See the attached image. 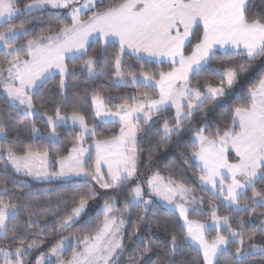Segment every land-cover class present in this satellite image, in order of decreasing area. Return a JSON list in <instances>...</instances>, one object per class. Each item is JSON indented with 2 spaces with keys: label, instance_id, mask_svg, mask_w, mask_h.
Returning a JSON list of instances; mask_svg holds the SVG:
<instances>
[{
  "label": "snow or ice",
  "instance_id": "snow-or-ice-1",
  "mask_svg": "<svg viewBox=\"0 0 264 264\" xmlns=\"http://www.w3.org/2000/svg\"><path fill=\"white\" fill-rule=\"evenodd\" d=\"M77 3L78 0H28L21 8L19 0H0V50L4 57V62L0 63V86L13 109L25 118L37 115L46 118L45 123L51 129L46 139L53 145L60 143L58 127L71 121L74 129H80L74 133L68 154L57 156L58 170L50 172L47 167L49 152L27 145L21 154L18 151L20 145L8 143V124L0 117V162H10L16 172L28 176L67 179L88 175L102 188H120L138 173L141 113L144 123H148L154 114L174 108L172 119L175 122L164 119L162 125L163 139H168L178 133L186 121H191L198 110L210 103H227L237 85L250 74L254 62L261 60L259 75L247 88L244 102L230 108V122L208 135H205L209 129L207 123L198 128L192 140L196 149L192 159L199 162L197 166L201 175L198 179L202 185L206 188L210 185L211 195L233 213L239 215L250 208L251 215L256 212V206L264 208V191L256 188L258 180L264 181V13L251 14V0H121L102 11H93L87 20H82L81 15L85 11L96 8V0H85L80 6ZM69 8L71 24H63L55 31L49 29L47 35L42 33L21 43L32 35V31L24 22L13 23L15 17L25 12L43 14L50 9ZM56 16L59 18V12ZM94 36L106 46H118L111 65L107 56L97 59L88 55L89 40ZM193 39L196 40L194 44ZM188 47L191 51L186 55ZM219 50H222L223 57L243 56L245 59L214 64ZM127 51L142 62L139 71L125 64L123 56ZM68 54L87 57L81 67L90 75H95L97 69L106 71L111 67L118 82L156 89V95L142 91L121 97L123 102L114 105L116 110L113 111L105 104V99L110 101L112 98L94 90L91 101L93 118L105 123L118 118L121 127L119 135L93 139V144L85 147L89 138H95L97 125L89 126L83 114L84 107L78 99L73 100L70 115H61L63 105H57L52 115L38 113L33 103L40 84L56 73L60 76L61 89L66 87V77L75 76L65 63ZM160 57L170 60V71H160L157 78L155 73L143 70L144 63ZM202 72H210L215 79L206 80L203 85L196 80V86H193V80ZM130 100L135 103L130 104ZM20 123L23 124V120ZM25 127H30L34 134H40L35 122ZM93 148L95 168L90 170ZM229 149L235 153L234 162L229 160ZM148 160L151 162V154ZM105 165L106 174L101 171ZM147 185L148 194L159 196L174 206L182 221L179 228L182 236L175 229L169 231L167 226L164 228L170 235L172 253L179 249L181 241H191L198 246L202 264H219L221 256L232 254V245H236L237 258L264 252V245L255 243L245 248L246 240L253 241L258 233L264 235V222L249 231L241 218L238 228H234L232 215H219L218 206L211 201L210 220L190 219L192 214H202L199 205L204 200L198 199L185 182H178L171 176L163 177L157 172L147 179ZM249 189L250 197L247 195ZM144 195L143 187L136 184L127 194L122 209L116 207L115 198L106 200L102 209L104 219L94 232L62 236L48 253H40L35 264H45L49 256L56 257L57 264H116L118 253L123 249V214L137 207L148 211L152 200L145 199ZM95 197L96 192L91 188L77 191L70 209L55 225L53 233H62L82 219L89 201ZM29 207L28 202L20 203L18 198L9 196L6 182L0 181V240L11 238L18 241L15 247H0L2 264H27L26 258L31 251L44 243L40 239L25 243L24 237L18 234L20 213ZM24 223L25 231L39 228L40 236L49 227H41L34 213H30ZM88 223L91 224V220ZM210 231L216 233L211 240L207 238ZM138 233L139 228L134 227L132 235L137 236ZM72 239L77 247L73 248L71 258L65 261L62 256L66 242ZM140 245L144 246V251L150 250L143 237L138 238V247Z\"/></svg>",
  "mask_w": 264,
  "mask_h": 264
},
{
  "label": "trees",
  "instance_id": "trees-1",
  "mask_svg": "<svg viewBox=\"0 0 264 264\" xmlns=\"http://www.w3.org/2000/svg\"><path fill=\"white\" fill-rule=\"evenodd\" d=\"M28 0H19V7L23 8ZM121 2V0H96V8L91 11H86L81 15L84 20L92 14L93 11H102L107 7L114 6ZM59 12V18L56 13ZM249 12L251 14L264 13V0H251L249 5ZM13 23L19 24L24 22L31 29L32 35L27 37L21 43H26L27 39L33 36H39L42 33L48 34V30H58L63 24H71V18L65 10L50 9L43 14L33 12L31 14L22 13L14 18ZM30 22V23H29ZM200 31H202V26ZM199 35V32L197 33ZM196 42L193 39V44ZM107 47V52H105ZM118 51V46H106L99 39H93L88 44V55L95 56L101 59L104 56L108 57V63L111 65L114 60V54ZM190 47L186 48L185 54H189ZM87 57L73 56L67 58L65 63L71 71L75 72V76H68L65 78L66 87L61 89L59 86V74L53 75L44 83L40 84L35 91L33 103L38 113L54 114L57 105H63L61 114H70L73 109V100L78 99L84 107L83 114L90 125H97V132L95 138L104 139L116 136L120 130V123L117 121L100 122L97 118L94 119L92 109V92L99 91L104 97H111L109 101L105 99V104L112 110H116L113 106L123 102L121 97L137 95L139 92L148 91L154 97L157 90L152 88H144L141 86L137 88L131 84L117 83L114 81L112 75L114 69L109 67L106 71L97 69L95 75H90L88 71L81 67L83 60ZM126 65H131L133 69L139 71L141 61H138L135 56L126 52L123 56ZM243 56H236L227 58L222 56V51H217V59L213 61L214 64H224L231 60V62H240L244 60ZM4 62L2 50H0V63ZM261 67V60L254 62L250 74L246 76L227 101L223 104H209L205 108L198 110L191 121H186L178 133H174L170 138L163 139L161 125L164 119H170L174 123L172 116V108H169L164 113H156L153 115L152 122L144 123L140 120L142 131L138 133V147L140 152V163L138 165V173L131 180L125 183L120 188H102L94 179L89 177L72 178L68 180H43L39 181L32 179L25 174L17 173L8 162H0V181L6 182L8 188V195L13 199H19L20 203L28 202L30 207L22 211L19 216L20 226L17 231L18 234L24 237L25 243L33 239L43 240L44 243L37 249L32 250L26 258L27 264H35L36 256L41 252L47 253L49 249L55 245L60 238L70 236L71 233L77 235L89 231L94 232L96 226L103 221V211L100 206L106 200H117L116 207L123 208L124 201L131 188L137 182L146 184L147 178L155 173L163 174L164 176H171L178 182H185L190 186L194 192L205 197L204 205L208 207V201H214L218 206V213L221 215H232L231 223L234 228H238V221L243 218L247 230H252L264 222V208L256 206V212H240L239 215L232 212V210L224 205L220 200L215 199L210 192H208L198 182L200 169L198 164L192 159V153L196 150L192 145V135L198 128L205 123L209 125L208 131L205 135L210 134L217 127H224L227 122H230L229 110L232 106L238 103H243V97L246 95L247 88L255 83L259 70ZM172 65L166 62H157L149 60L143 64V70L155 73L157 78L160 71H170ZM214 76L210 72H202L193 80V86H196V80L203 85L206 80H214ZM239 97V98H238ZM130 104L135 101H128ZM0 117H3L8 124V143L20 145L18 150L21 154L24 147L31 145L35 150L49 152V167L56 169L55 160L58 155H67L68 150L72 147L74 141V133L78 132V128H73L71 125H62L57 128L59 133L60 143L55 145L49 143L45 135L49 133L50 127L46 125L45 118L42 119L40 115L35 117L29 116L25 118L13 109L9 102V98L5 94L3 88L0 86ZM23 120V124L20 121ZM35 122L36 127L40 129L39 135H33L30 127ZM94 139V138H89ZM149 154L152 155V160L149 162ZM151 165V166H149ZM94 157L90 161V170H93ZM91 188L96 192V197L89 201L86 214L73 226L62 232L53 233V228L60 219L63 218L64 213L71 207V200L77 191L84 188ZM257 190L264 191V181L258 180L256 183ZM247 195L251 196V189L248 190ZM152 199V204L148 211H144L142 207L131 208L129 211V219L124 230L123 249L119 251L116 264H202V255L199 250L188 241H181L179 249L172 253L170 251V235L165 232L164 228L167 226L169 231L175 229L181 236L179 231L181 220L178 212L174 209L164 206L161 202L149 194H145L144 198ZM7 199V197H5ZM243 203V201H241ZM67 204V207L65 206ZM30 213L35 214V219L39 220L40 226L49 225L48 230L42 235H39V228H30L25 231L26 224L24 223ZM207 213V212H203ZM192 216H197L192 214ZM199 216V215H198ZM143 217V219H141ZM91 220V224L88 221ZM138 227L139 233L133 236V228ZM143 237L145 243L150 245L149 251H144V246L138 247V238ZM18 241L0 240V247H15ZM255 243L257 246L264 245V235L257 234L253 241L245 242V248L248 245ZM236 245L231 246V255H223L219 258V264H264V252H255L250 255L242 257H235ZM71 250L68 249L64 257H68ZM54 264V263H46Z\"/></svg>",
  "mask_w": 264,
  "mask_h": 264
},
{
  "label": "rangeland",
  "instance_id": "rangeland-1",
  "mask_svg": "<svg viewBox=\"0 0 264 264\" xmlns=\"http://www.w3.org/2000/svg\"><path fill=\"white\" fill-rule=\"evenodd\" d=\"M85 2V0H78V3H77V6H80L81 4H83ZM62 10H65L66 11V13L68 14L70 11H71V9L69 8V9H62ZM86 12V11H85ZM82 19V18H81ZM83 20V19H82ZM85 20V19H84ZM70 57H73V56H70ZM69 57V58H70ZM83 68V67H82ZM85 69V68H84ZM114 81L115 82H117V83H120V82H118L117 80H116V78L114 77ZM172 116L174 117L175 116V109L174 108H172ZM113 111H115V110H113ZM38 112V111H37ZM71 114V113H70ZM69 114V115H70ZM61 115H65V114H61ZM98 119V118H97ZM141 119H143V114L141 113ZM45 120H46V118H45ZM99 120V119H98ZM154 120V117L152 116V119L150 120V121H148V122H152ZM111 121H117V122H119V119L118 118H116V120H111ZM120 123V122H119ZM64 125H66V124H64ZM67 125H71L72 126V123H71V121H69L68 123H67ZM162 125H163V123H162ZM162 125H161V130H162ZM89 126H91L90 124H89ZM120 127H121V124H120ZM79 129V128H78ZM50 131H51V129H50ZM49 131V132H50ZM79 131H80V129H79ZM78 131V132H79ZM119 133H120V130H119V132H118V134L117 135H119ZM196 133V132H195ZM195 133H193V135H192V140H193V137H194V135H195ZM33 135H39V134H34V133H32ZM116 135V136H117ZM48 137V134H46L45 135V138H47ZM114 137V136H113ZM111 138V137H110ZM94 139H97V138H94ZM104 139H108V138H104ZM101 140H103V139H101ZM89 144H93V139H88L87 140V143L84 145L85 147H87ZM231 149H229L228 150V156H229V160H230V162H234V157H235V155H233V153H231ZM233 152V151H232ZM92 156L94 157V166H93V169L95 168V150H94V148H93V150H92ZM197 164L199 163L197 160H195V159H193ZM8 164L12 167V165H11V163L10 162H8ZM47 167H48V170L50 171V172H52V171H57L58 170V168H59V165L56 163V169H50V167H49V163H48V165H47ZM13 168V167H12ZM14 169V168H13ZM15 170V169H14ZM16 171V170H15ZM102 173H104V174H106L107 173V166L105 165L103 168H102ZM18 173V172H17ZM19 174H24L23 172H19ZM160 174V173H159ZM154 175V174H153ZM153 175H150L149 177H151V176H153ZM161 176H163V177H168V176H164L163 174H160ZM200 175H201V173H200ZM199 175V176H200ZM28 176V175H27ZM198 176V177H199ZM28 177H30V178H32V179H36V180H39V181H43V180H51V179H55V180H68V179H72V178H81V177H89V178H92L91 176H88V175H81L80 177H72V178H67V179H64V178H50V179H44V178H41V177H35V176H28ZM148 177V178H149ZM105 178L107 179V177L105 176ZM147 178V179H148ZM166 182V181H165ZM198 182H199V184L200 185H202V183H201V181L198 179ZM226 183H227V181H226ZM136 184H140L142 187H143V189L145 190V194H148V185H147V182H146V184L145 185H143L141 182H137ZM136 184L134 185V187L136 186ZM208 192H210L208 189H210V185L209 186H207V188L204 186V185H202ZM194 194H195V196L199 199V198H203V200H204V202H205V197L203 196V195H201V194H198V193H196V192H194ZM145 196V195H144ZM152 197L153 198H155L157 201H159V202H161L164 206H166V207H169V208H171V209H174V210H176L175 208H174V206H172V205H169L166 201H164L161 197H159V196H155V195H152ZM178 203L180 202V201H177ZM213 204H216L214 201H211ZM222 202V201H221ZM208 203H209V201H208ZM103 205H104V203L100 206V209L102 210L103 209ZM217 205V204H216ZM199 207H201L202 208V214L201 215H199V216H192V215H190V219H200V220H202V221H207V220H210V213H211V211H212V208H211V206H210V204L208 205V207L207 206H205L204 205V203L202 204V205H199ZM177 211V210H176ZM178 212V211H177ZM203 212H207V213H203ZM219 214V213H218ZM117 215H121V213H117ZM178 215H179V213H178ZM219 215H221V214H219ZM123 218H124V220H125V227H126V225H127V222H128V219H129V212L128 213H124L123 214ZM181 223H182V221H181ZM125 230V229H124ZM216 235V233H215V231H210V232H208L207 233V238L209 239V240H211L214 236ZM189 243H191L194 247H196L197 249H198V246L197 245H195L194 243H192L191 241H188ZM77 247V245H76V243H75V240L74 239H72V240H69V241H67L66 242V249L64 250V252H63V256H62V258L65 260V261H67V260H69L70 258H71V254H72V250H73V248H76ZM82 247V246H81ZM68 249H70L71 250V253L68 255V257H64V254L67 252V250ZM49 252V251H48ZM47 252V253H48ZM40 255V254H39ZM39 255H37L36 256V258L39 256ZM201 255H202V253H201ZM36 262V261H35ZM46 263H54V264H57V261H56V257H53V256H49L48 257V259L45 261V264ZM0 264H2V260H0Z\"/></svg>",
  "mask_w": 264,
  "mask_h": 264
},
{
  "label": "crops",
  "instance_id": "crops-1",
  "mask_svg": "<svg viewBox=\"0 0 264 264\" xmlns=\"http://www.w3.org/2000/svg\"><path fill=\"white\" fill-rule=\"evenodd\" d=\"M92 14H90V16H91ZM88 18H86L85 20H87ZM93 39H99L102 43H104L100 38H98V37H96V36H94V37H92V38H90V40H89V42L91 41V40H93ZM219 51H222V50H219ZM128 53H130V54H132L130 51H127ZM190 54V53H189ZM133 55V54H132ZM70 56H72V54H68L67 56H66V58H65V60L67 59V58H69ZM133 56H135V55H133ZM136 57V56H135ZM151 60H153V61H157V62H166V63H169V64H171V62H170V60L168 59V58H166V57H160V58H154V59H151ZM56 74H58V73H56ZM2 87V86H1ZM3 88V87H2ZM4 90V89H3ZM5 92V91H4ZM5 94H6V92H5ZM7 95V94H6ZM8 97V96H7ZM99 119V118H98ZM100 121V120H99ZM101 122V121H100ZM108 122H111V120H109ZM231 153H233V155H235V153L234 152H232L231 151Z\"/></svg>",
  "mask_w": 264,
  "mask_h": 264
},
{
  "label": "water",
  "instance_id": "water-1",
  "mask_svg": "<svg viewBox=\"0 0 264 264\" xmlns=\"http://www.w3.org/2000/svg\"><path fill=\"white\" fill-rule=\"evenodd\" d=\"M145 199H151V198L147 197V198H145ZM151 200H152V199H151Z\"/></svg>",
  "mask_w": 264,
  "mask_h": 264
}]
</instances>
